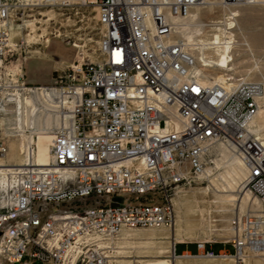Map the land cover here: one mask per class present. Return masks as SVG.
<instances>
[{
    "label": "built area",
    "instance_id": "1",
    "mask_svg": "<svg viewBox=\"0 0 264 264\" xmlns=\"http://www.w3.org/2000/svg\"><path fill=\"white\" fill-rule=\"evenodd\" d=\"M261 2L220 0L227 19L236 18L234 8ZM92 3L95 58L56 71L52 84L30 85L23 68L14 74L6 65L23 44H11L10 24L62 1L0 0V157L11 151L6 113L19 96L41 95L60 122L48 164L35 162L32 142L26 164L12 170L0 201V264H121L99 243L123 228L172 226L177 189L205 171L219 146L241 160L260 207L235 214L225 240L196 242L195 254H177L174 243V257L232 255L240 264L264 253V136L252 127L263 87L204 81L176 32L175 19L207 0H84ZM215 243L234 252L215 253Z\"/></svg>",
    "mask_w": 264,
    "mask_h": 264
},
{
    "label": "bare ground",
    "instance_id": "2",
    "mask_svg": "<svg viewBox=\"0 0 264 264\" xmlns=\"http://www.w3.org/2000/svg\"><path fill=\"white\" fill-rule=\"evenodd\" d=\"M215 5L223 6L220 4V0H207L206 6L212 7ZM198 9L199 8H196L186 16L175 19L178 36L188 44L189 48L197 58L195 72L201 76L204 81H211L210 79H212V82L223 83L229 79V83H234L235 78L231 76L232 74L227 72L229 70H234V67H230L229 65L230 53L232 52L235 43V33L233 31L235 23L234 21L229 20L234 19H227L228 23H226L224 28L213 27L212 29H215V31L207 34L203 29L204 24L201 22L198 13H194ZM48 16L49 18L45 20L46 22H48L54 15L49 13ZM14 23L15 22H12L10 24V40L11 44L15 46L16 40L19 37L23 38L25 36L21 29V25H15ZM214 24L220 23L216 22ZM29 28L30 33L26 35L28 42L30 43L31 40L35 39L37 42L44 43L45 47L48 48L51 40H42V37L48 36V34H46V29H44L42 34H39V27L36 23L29 24ZM76 47L78 46L76 45ZM35 52L41 53L42 58L44 59H51L49 52L44 53L41 52L40 49H36ZM60 64L72 65L65 60H62ZM215 70L221 71L213 72ZM10 71L17 74L18 70ZM250 72H252V70H247V74ZM258 102L259 111L258 115L252 122V127L254 131L264 136V94L259 97ZM6 114L9 127L16 132L18 137H20L21 144L19 147H16L15 145L13 146L10 160L6 159L9 154L6 157H0V199L6 192L9 193L13 185V178L11 177L12 170L17 166H24L26 164V148L32 142L36 144L37 148L35 162L40 166L48 164L51 157L50 145L53 138V129L60 123L59 118L54 113L53 109L45 102L44 97L39 94H36L35 96H19L15 105L7 109ZM28 131L30 133H27ZM214 149L216 153L219 154V158L214 160L215 166H208L205 168V171L200 174L199 177L205 175L211 180L212 176H216L215 172L221 169L222 172L220 171V173L218 171V176L225 179L227 187L230 189L228 193L216 194L217 196L215 197V191L212 189L211 185L183 190L187 195V203L192 204V206L187 208L186 212L188 214L185 218L181 217L178 212L177 215L175 214L176 219L174 217L172 226H161L151 229L123 228L118 237L101 241L99 245L101 247L110 248L114 251L116 250V247L112 248L111 246L120 243L136 244L137 247L141 249L147 248L152 254L150 256L143 254H138L136 256L138 258L151 257L152 259L132 260L131 258L133 256L128 255V251H120L119 253L123 254H119V256L116 257L121 264H140L141 262L142 264H237L232 255L211 258L196 255L174 257V243L189 241L193 237V232L206 230V223V225L212 227L211 221L208 222L206 220V215L209 216L213 211L212 204H215L214 211L224 214L223 219L227 218L225 215L234 209L236 210L235 214H238L239 212L240 214H243L249 209H258L260 207L257 197L252 194L246 184L244 185L247 178V171L241 160L234 153L226 150L222 146L215 147ZM217 178L214 177V180ZM224 179L222 180L224 181ZM214 180L211 181L216 184ZM239 185L240 187L243 185V187L240 189L239 194H234L233 189L236 190ZM181 191L178 190L176 194ZM228 204L231 206L234 205V208L230 207ZM189 215H196L197 217L193 221L190 220ZM224 230H230L231 234V227H224ZM252 259L264 263V253L246 254L243 256L242 263L240 264H253L251 262ZM191 260L208 261L190 263Z\"/></svg>",
    "mask_w": 264,
    "mask_h": 264
},
{
    "label": "rangeland",
    "instance_id": "3",
    "mask_svg": "<svg viewBox=\"0 0 264 264\" xmlns=\"http://www.w3.org/2000/svg\"><path fill=\"white\" fill-rule=\"evenodd\" d=\"M61 1L62 4L55 8H46L43 10H35L33 12L31 10H26L24 15L20 16L22 20L14 23L15 25H21V29L25 37H19L16 40V44L19 41L23 42L22 47L20 50H18V54H15L13 57H8V62H6V65L8 70H18L17 73L22 72L23 68V72L26 73V80L30 85L52 84L53 79L56 76V71L62 72L66 70L68 66H70L69 64H60L62 60L73 64L75 60H81L82 57H89L93 60L96 56L95 49L98 45L100 36V28L97 23L98 8L96 4L92 3L85 5L84 0H65V5L63 4L64 0ZM227 12L228 10L223 6L215 5L212 7L206 6L203 8H199L194 13H198L201 22L204 24L203 29L207 34H210L215 31V29H212L213 27L224 28L226 23H228V20L226 18ZM233 12H235L236 18L234 20L229 21H234L235 23V27L233 29L235 33V43L233 50L230 53L229 65L230 67H234V70H229L227 72L232 74L231 76L234 77L235 80L244 79L247 82L261 84L263 87V95L264 2L246 5L240 8H234ZM49 13L53 14L54 16H52L51 19L46 22L45 20L49 18ZM216 22L220 24H214ZM31 23H36V25L39 27V34H42L44 29H46V34H48V36L42 37V40H51L48 48L45 47L44 43L37 42L35 39L31 40L30 43L28 42V38L26 37V35L30 33L29 24ZM76 45L78 47H76ZM36 49H40V51L44 53L49 52L50 54H52V60L43 59L41 53L35 52ZM22 51H25L26 53L23 52L20 55V52ZM25 56H27L26 60L23 59ZM247 70H252V72L247 74ZM217 71L221 70H215L213 72ZM9 133L10 135H13V138H11V151L8 157L6 158L7 160H10V155L13 151V146L15 145L16 147H19L21 144L20 137L17 136L16 132L13 129ZM27 133L30 132L28 131ZM217 158H219V154L216 153L214 149L210 152V154L205 160V168H207L208 166H215L214 160H216ZM218 171L222 172L221 169ZM218 171L215 172L216 176L214 175L211 178V180H214V177L219 178L214 180L216 184H214L209 178L204 175L201 177L194 176L190 180V182L181 184L179 186L177 191H182L175 194L174 200H172L176 215L179 212L180 216L185 218L188 214L186 212L187 208L192 206L191 203H187V195L185 194V192H183V190H189L192 188L211 185L212 189L215 191V197L219 194H225L230 191L229 187H227L225 179L221 176H218ZM221 178L224 179V181ZM219 182L223 184H220ZM245 184L246 183H244V185ZM215 187H217L219 191ZM238 187L236 188V190L233 189L234 194H239V191L243 187V185L241 187L239 185ZM224 190L227 192H225ZM3 196L4 195H2L1 198ZM228 205L234 208V205ZM211 206L213 211L209 216L206 215V220L208 222L211 221L212 227L206 225V223V230H198L193 232V237L189 241L185 242L195 244L199 241H223L230 236V230H224V227L230 228V221L231 218L235 215L236 210L234 209L233 211L228 212L227 215H225L227 216V218L223 219V213L214 211L215 204H212ZM196 217V215H189L190 220L193 221ZM111 247H116L117 251L114 250L113 252L117 257L119 256V254H123L119 253L120 251H128V255L133 256L131 258L132 260L152 259L151 257H136L138 254L148 256L152 255L150 250H148L147 248L141 249L137 247L136 244L120 243ZM184 247L185 246L177 244L176 253H182L184 251ZM222 249H225L229 253L234 252V248L230 244H213L212 246V250L215 253L220 252ZM190 251L195 253L197 249L195 246H191ZM203 261L208 260H191L190 263H197ZM251 262L253 264H264L258 262V260L255 259H252ZM140 264H142V262Z\"/></svg>",
    "mask_w": 264,
    "mask_h": 264
},
{
    "label": "crops",
    "instance_id": "4",
    "mask_svg": "<svg viewBox=\"0 0 264 264\" xmlns=\"http://www.w3.org/2000/svg\"><path fill=\"white\" fill-rule=\"evenodd\" d=\"M51 55V57H52V54H50ZM44 59V58H43ZM51 60H52V58H51ZM178 245H181V246H185L184 247V251L182 252V253H186V252H189V253H191V254H195V253H193L192 251H190V247L191 246H195L196 247V244H191V243H188V242H178L177 243ZM215 244H222V243H215ZM213 246V245H212ZM222 250H225V249H222ZM221 250V251H222Z\"/></svg>",
    "mask_w": 264,
    "mask_h": 264
}]
</instances>
